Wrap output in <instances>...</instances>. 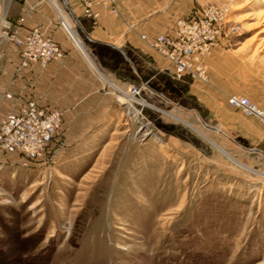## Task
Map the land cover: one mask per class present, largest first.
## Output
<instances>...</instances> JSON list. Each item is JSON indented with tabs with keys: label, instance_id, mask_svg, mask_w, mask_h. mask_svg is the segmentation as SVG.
Returning <instances> with one entry per match:
<instances>
[{
	"label": "rangeland",
	"instance_id": "1",
	"mask_svg": "<svg viewBox=\"0 0 264 264\" xmlns=\"http://www.w3.org/2000/svg\"><path fill=\"white\" fill-rule=\"evenodd\" d=\"M7 2L0 0V70L10 46L17 55ZM209 4L227 5L236 25L220 46L237 63L233 94L264 110V0H117L113 15L139 35L159 34ZM76 20L86 52L109 46L82 32L96 20ZM111 48L122 56L114 70L91 54L89 61L120 104L115 123L93 126L54 157L51 148L36 158L0 151V264H264V138L220 124L200 106V82ZM130 82L143 84L145 105L133 109L116 93Z\"/></svg>",
	"mask_w": 264,
	"mask_h": 264
},
{
	"label": "crops",
	"instance_id": "2",
	"mask_svg": "<svg viewBox=\"0 0 264 264\" xmlns=\"http://www.w3.org/2000/svg\"><path fill=\"white\" fill-rule=\"evenodd\" d=\"M95 10L98 11L95 25H89L84 30L80 28L84 34L91 36L88 40L114 48L123 45L137 58L146 57L154 69L170 71L165 58L140 39V29H126L115 15L98 7ZM76 18L88 20L82 16L78 0H8L5 9V22L17 29L20 35L37 27L51 36L64 53L60 62L50 61L44 68L36 64L19 68L17 55L11 46L6 53L1 54L5 64L0 70V117L12 114L29 99L42 107L60 110L59 137L57 135L54 140H61V143L54 145L52 141V157L63 147L66 150L77 147L73 143L85 140L86 135L94 130L93 126L115 123L120 109V104L107 88L103 89L101 80L93 73L92 58L86 48L76 36L73 35L75 39L72 40L59 25L62 20L76 35L75 24H79ZM171 29L169 27L164 32ZM155 32V29H147L146 35L153 36ZM110 35H116L117 41L110 43ZM75 40L79 45L74 44ZM223 42L203 58L208 81H200V106H204L229 131L233 129L244 138L263 139L264 126L253 117L243 116L226 102V96L236 90L237 63L235 58L231 60V55L220 47ZM134 69L132 67V72ZM105 74L114 82L115 87H125V82L114 74Z\"/></svg>",
	"mask_w": 264,
	"mask_h": 264
},
{
	"label": "built area",
	"instance_id": "3",
	"mask_svg": "<svg viewBox=\"0 0 264 264\" xmlns=\"http://www.w3.org/2000/svg\"><path fill=\"white\" fill-rule=\"evenodd\" d=\"M78 2L82 16L90 20H96L98 17L95 7L111 14L117 13V0H78ZM60 25L72 40L75 39L62 20ZM5 28L9 29V26ZM235 31L236 25L228 24L227 5L209 4L199 6L188 16L177 19L169 32L153 36L141 34L139 37L150 49L165 58L173 78L181 79L186 76L197 82L206 83L208 76L203 58L219 46L227 35ZM18 32L17 29H12L9 40L17 50L19 68H26L30 64L44 68L50 61L62 60L64 53L57 42L44 35L37 27L28 29L22 35ZM4 33L8 32L4 31ZM74 44H78L76 40ZM88 60L91 59L88 57ZM148 64L152 66L151 62ZM142 88H144L143 84L130 82L125 90L114 89L117 94L123 96L127 105L134 109L133 103L145 105L140 96ZM226 102L229 106L238 109L243 116L253 117L264 125V110L248 97L230 94L226 97ZM60 122V110L42 107L32 99L26 100L14 113L0 117V151L14 150L27 158L43 155L48 152Z\"/></svg>",
	"mask_w": 264,
	"mask_h": 264
},
{
	"label": "trees",
	"instance_id": "4",
	"mask_svg": "<svg viewBox=\"0 0 264 264\" xmlns=\"http://www.w3.org/2000/svg\"><path fill=\"white\" fill-rule=\"evenodd\" d=\"M91 46L92 49L90 50V54L96 60V62L100 64L101 68L114 70L115 67L117 66V63L122 62V56L117 50H114L113 48L106 45L95 44V43L91 44ZM125 52L127 54L128 51L126 50ZM137 60L138 59L133 60V66L135 69H136L135 62H137ZM109 61L110 64H108Z\"/></svg>",
	"mask_w": 264,
	"mask_h": 264
},
{
	"label": "bare ground",
	"instance_id": "5",
	"mask_svg": "<svg viewBox=\"0 0 264 264\" xmlns=\"http://www.w3.org/2000/svg\"><path fill=\"white\" fill-rule=\"evenodd\" d=\"M68 29L71 30L72 35L75 36V33L73 32V29L68 26ZM191 127V126H190ZM194 130V129H193Z\"/></svg>",
	"mask_w": 264,
	"mask_h": 264
},
{
	"label": "water",
	"instance_id": "6",
	"mask_svg": "<svg viewBox=\"0 0 264 264\" xmlns=\"http://www.w3.org/2000/svg\"><path fill=\"white\" fill-rule=\"evenodd\" d=\"M89 39H90V37H89ZM111 45H112V44H111ZM112 46H114V45H112ZM117 49H119L120 52H121L122 54H124L122 49H120V48H117Z\"/></svg>",
	"mask_w": 264,
	"mask_h": 264
}]
</instances>
